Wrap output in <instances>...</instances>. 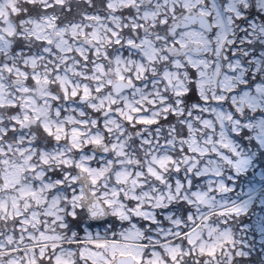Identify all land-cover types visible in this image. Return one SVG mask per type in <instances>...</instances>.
Returning a JSON list of instances; mask_svg holds the SVG:
<instances>
[{"label": "snow or ice", "instance_id": "6c2138e0", "mask_svg": "<svg viewBox=\"0 0 264 264\" xmlns=\"http://www.w3.org/2000/svg\"><path fill=\"white\" fill-rule=\"evenodd\" d=\"M0 264H264V0H0Z\"/></svg>", "mask_w": 264, "mask_h": 264}]
</instances>
